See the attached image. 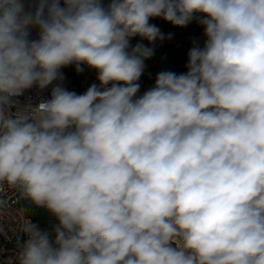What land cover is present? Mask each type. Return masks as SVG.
Instances as JSON below:
<instances>
[{
	"label": "clouds",
	"instance_id": "clouds-1",
	"mask_svg": "<svg viewBox=\"0 0 264 264\" xmlns=\"http://www.w3.org/2000/svg\"><path fill=\"white\" fill-rule=\"evenodd\" d=\"M155 18L205 40L140 94ZM9 191L7 264H264V0H0V216Z\"/></svg>",
	"mask_w": 264,
	"mask_h": 264
},
{
	"label": "built area",
	"instance_id": "built-area-1",
	"mask_svg": "<svg viewBox=\"0 0 264 264\" xmlns=\"http://www.w3.org/2000/svg\"><path fill=\"white\" fill-rule=\"evenodd\" d=\"M199 27V34L190 36L188 41L192 44L198 43L201 46L205 40L203 35V27L198 24ZM84 68L82 73H77L75 71L74 66H69L66 68L61 69L63 75L65 77L64 86L69 91H75V86H77V90L79 94H82L86 91V89L92 85L93 83H98L96 76L97 73L95 70L89 69L86 66H82ZM50 87L49 89L44 90L41 93H37L35 89L31 90L30 92L26 93L25 96H31L33 102H37L38 100L47 99L50 96ZM141 94V93H140ZM24 97L21 98L23 102ZM7 198L9 199V213L10 215L0 216V224H2L7 232V237L5 238L4 235H0V264H7L9 259L14 258L16 252L18 251L16 248V241L17 238H23V234L19 232H12L8 230V226L11 224L15 226V221L13 217L16 216V210L21 207V203H15L16 195H14L11 191L6 194ZM27 217L30 218L27 214Z\"/></svg>",
	"mask_w": 264,
	"mask_h": 264
},
{
	"label": "trees",
	"instance_id": "trees-1",
	"mask_svg": "<svg viewBox=\"0 0 264 264\" xmlns=\"http://www.w3.org/2000/svg\"><path fill=\"white\" fill-rule=\"evenodd\" d=\"M107 3L106 0H103ZM162 20V19H161ZM165 28L164 33L172 34L170 40H165L164 42H157L155 45V51L157 53L158 59L166 67L167 71L175 72L177 75L186 72V64L188 61V52L193 46L188 38L193 35L199 34V27L196 20H193L187 27L179 28L174 27L170 23L162 20ZM140 81L144 85L153 86L155 83V78H149L142 75ZM75 92L79 94L77 86H75ZM30 219L34 223H37L41 228H45L48 225V219L42 215L40 209H32L28 213Z\"/></svg>",
	"mask_w": 264,
	"mask_h": 264
},
{
	"label": "crops",
	"instance_id": "crops-1",
	"mask_svg": "<svg viewBox=\"0 0 264 264\" xmlns=\"http://www.w3.org/2000/svg\"><path fill=\"white\" fill-rule=\"evenodd\" d=\"M108 2V0H106ZM150 23L155 24L156 26H158L161 31H164V24L162 22L161 19L159 18H155V19H151ZM139 41V38H134L131 43L133 45H135V43H137ZM143 43L148 46V42L147 41H143ZM147 67L146 70L144 72L143 75L149 77V78H155L156 75L161 72V71H167L166 67L160 62V60L158 59L157 53L155 51L154 56L151 59H148L147 61H145ZM139 84H140V93L142 94L144 91H146L147 89L151 88V86L149 85H144L140 80H139ZM42 212V215L48 219L49 221V217L48 215L45 213V211L43 209H40Z\"/></svg>",
	"mask_w": 264,
	"mask_h": 264
}]
</instances>
